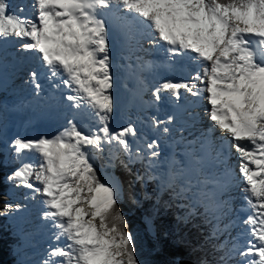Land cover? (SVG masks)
I'll return each mask as SVG.
<instances>
[{
	"label": "snow or ice",
	"instance_id": "1",
	"mask_svg": "<svg viewBox=\"0 0 264 264\" xmlns=\"http://www.w3.org/2000/svg\"><path fill=\"white\" fill-rule=\"evenodd\" d=\"M32 7L35 19L23 15L22 4L13 10L11 0H0V41H26L17 51L34 52L44 69L29 72L35 95L45 81L54 89L64 86L71 92L64 99L72 110L67 126L56 134L12 142L17 158L27 151L39 159L24 163L8 179L29 189V199L42 198L43 219L56 229L53 240L63 241L49 246L38 264H143L137 237L119 209L122 187L115 177L102 180L98 174L96 161L105 153L110 161L126 156L127 163L120 160L126 169L147 160L148 171L136 180H156L158 191L171 189L174 197L188 200L182 205L189 208L187 216L202 208L205 222L215 221L209 240L229 234V240L212 245L221 253L215 264H264V0H34ZM145 44L165 51L180 70L192 66L194 71L188 80L161 83L152 92L154 103L164 93L179 101L183 92L210 105L213 127L193 140L182 137L186 147L179 158L172 153L162 160L155 139L145 144L146 151H134L135 124L111 126L115 55L126 54L151 69L153 63L138 55L149 50ZM175 120V114L166 120L153 117L151 124L169 134ZM198 120L192 117L193 124ZM216 129L231 143L216 137ZM233 149L243 181L242 210L248 213L242 221L244 243L231 235L235 219L220 226L234 216ZM161 164L165 169L153 174ZM4 209L6 215L13 205Z\"/></svg>",
	"mask_w": 264,
	"mask_h": 264
},
{
	"label": "rangeland",
	"instance_id": "2",
	"mask_svg": "<svg viewBox=\"0 0 264 264\" xmlns=\"http://www.w3.org/2000/svg\"><path fill=\"white\" fill-rule=\"evenodd\" d=\"M11 2L13 10L21 5V0H11ZM30 3H34V0H27L24 3L25 6L22 4L25 8V13H23V15H28L29 17L35 19L36 12L35 16L32 14V12H28ZM25 42L26 41L24 40H18V38L8 39L7 42L0 41V56L3 55V60L0 61V153L4 155V160L14 168L13 173L24 163H37L39 159L36 153L27 151L21 153L20 157L17 158V154L12 148V142L14 139L17 137H22L24 139H37L41 136H52L58 131L62 130L63 127L67 126V119H70L72 115V110L67 107L69 102L67 101L65 103L64 100L61 99L63 102L58 105L56 100H58L59 97L57 98L56 96L53 97L55 101L52 103L50 102V105H53V108L55 105L59 106L56 107V110L55 108L50 111L46 109L47 101L45 99L47 97L42 95L41 100H43L45 103L44 106L40 103V106L42 105L44 110L34 107V109L31 111L33 105L30 98L33 97L35 93L33 91L29 72L37 65L35 53L19 51L21 54H23V57L24 54L27 55L28 53L27 57L25 56V59L30 57L28 59L30 66H24L20 68L21 64H19L20 67H14V65H11L10 73L9 70L8 72L3 70V67L6 65L9 66L11 64L10 55H13V53L17 51L18 47L16 48V46H19ZM145 47L149 48V50L147 52H143L140 56L145 57L146 60H150L147 56H150L152 51L154 53V50L147 44H145ZM125 55L126 54L115 55L113 60V62L116 61V64L117 62L119 64L117 67L118 69L115 68L114 71L117 77L116 83H121L122 87L117 90L114 88V93L116 94L118 90H120V94L116 98V111L114 113V119L111 126L115 130H119L122 127L127 126L129 123L135 124L137 127V137L130 138V143H132L134 151L137 148L146 151L145 144L155 139L161 144L160 152L162 160L165 157L170 156L172 153H177V156H179V154L181 155L182 153H180V151H183L185 149L184 146H186L185 142L181 140L182 136L184 137L185 135L187 140L188 137L194 138L193 134L195 133L192 130L193 133L190 131L191 135L189 134V129H191V127L188 126L189 124L186 122V119H181L178 121L176 118L173 124L169 126L171 129L169 134H163L159 129H154L151 124L153 117L166 120L169 115L168 113L166 114L163 112H167L168 109L163 108V106L165 104L166 106L171 105L172 103L170 104V102L172 101L176 102L174 97L172 100L170 94L164 93L162 94V100L160 102L154 103L152 92L161 83L165 82V76H167V74H156L155 76L153 75L155 72H151L152 68L144 69L140 67L139 62H136L134 58L132 60H128L125 58ZM38 65H40L39 62ZM126 65L130 70H132L133 66L135 65V73L138 76L137 81H134L133 77L128 78V76L126 77L123 75L125 71L119 67H124ZM188 70H191L190 66L188 67ZM26 71H28V73H26ZM18 72H21L22 74H19ZM10 74L11 76L12 74H15L13 80L9 81L10 83H6ZM19 79L22 82H19ZM132 86H136L135 89H132ZM15 94L17 95L16 98L13 97ZM184 94L186 93L182 92V95ZM189 96H191V94H189ZM35 113L41 114L37 115L38 121L33 122L31 115H36ZM204 123L205 119H203L202 124ZM197 128L198 127L194 128V130ZM179 132L181 134L176 135ZM182 146L183 149L180 150ZM233 158L234 156L232 159ZM116 160H124L127 163V157L123 154H119V159ZM142 163L146 165L147 160L132 163L129 165V167H133ZM96 164L98 166V174L102 180L105 179L106 176L108 178L115 177L117 179L113 172V169L116 166V161H110L108 159L107 153H105L102 157H98ZM163 167L164 165L161 164L159 168L152 169V173L159 175V172L163 170ZM233 168L236 171L237 177H239V165H236ZM146 181L156 182L154 189L158 191V181L149 179H146ZM16 184V181H10V187L8 188V204L13 205V210L6 215H2L6 217V222H9L8 224H10L11 229L15 231L16 236H19V242L18 244H15L13 249L17 261L20 264H38V262L46 255L49 246L54 247L58 243L62 244L63 241L57 242L53 240V235L56 229H54L48 221L43 219V212L46 210V208L42 203V198L37 195L36 199H29L31 196L30 190L23 186L17 187ZM236 191L238 192V188ZM238 198L243 200L240 195L235 193L233 200L234 216L229 218L236 220V226L230 229V231L232 236H239L240 242L244 243V238L247 237L245 235L246 229L245 225L239 221V216H241L243 213V208L242 206H236L234 204V202L238 201ZM185 203L188 205L189 201ZM16 205H20L21 207L16 210ZM226 218L228 217H225L222 221L220 225L221 228H223V225L226 224ZM213 223L215 224V221H213L212 224ZM229 239V234L225 232L219 237V239L215 240H217L216 244H219L224 243Z\"/></svg>",
	"mask_w": 264,
	"mask_h": 264
},
{
	"label": "trees",
	"instance_id": "3",
	"mask_svg": "<svg viewBox=\"0 0 264 264\" xmlns=\"http://www.w3.org/2000/svg\"><path fill=\"white\" fill-rule=\"evenodd\" d=\"M13 169L0 153V264H20L13 250L19 236L2 215L9 201L8 177ZM146 171L143 163L126 169L120 160L113 169L123 190L119 209L137 237L138 259L143 264H179L183 260L215 264L221 253L213 250L217 240H209L211 224L205 222L202 211L187 216L189 208L182 206L187 201L174 197L171 189L158 195L156 182L136 180L137 174L145 176Z\"/></svg>",
	"mask_w": 264,
	"mask_h": 264
},
{
	"label": "bare ground",
	"instance_id": "4",
	"mask_svg": "<svg viewBox=\"0 0 264 264\" xmlns=\"http://www.w3.org/2000/svg\"><path fill=\"white\" fill-rule=\"evenodd\" d=\"M27 0H21V4H23L24 5V3L26 2ZM32 5H33V3L31 4L30 3V6L28 7V12H32V14L35 16V9H34V7H32ZM25 6V5H24ZM9 39H12V38H9ZM18 40H20L19 38H18ZM18 46H16V48H17ZM9 50V49H8ZM14 51V50H13ZM12 53V52H11ZM34 53V52H33ZM155 53V54H154ZM154 57L151 55V56H148V58L151 60V59H158L156 62H157V64H158V67H161L162 66V68L160 69L161 71L160 72H158V75H163V74H167V76H165V82L167 81V80H173L174 82L175 81H181V80H188L189 78H190V75H192V74H194V71H193V67L192 66H190V69L191 70H188V67H187V69L186 70H180L179 69V66L178 65H173L171 62H169V60H168V57H167V53L165 52V51H163V50H156L155 49V51H154ZM142 53H139L138 55H141ZM27 55H28V53H27ZM27 55H25L24 54V57H23V54H21L19 51H16V52H14L13 53V55L11 54L9 57H10V61H13V62H15V63H12V64H10V65H15V64H17V62H19V64H21V67L20 68H22V67H24V66H30L29 65V63H28V59L30 58H27V59H25L26 57H27ZM3 56V55H2ZM26 56V57H25ZM18 57H19V59H18ZM143 58V61H149V60H146L145 59V57H142ZM17 60V61H16ZM21 60H23V61H21ZM176 60L177 61H181V58H176ZM6 61V60H5ZM135 61V60H134ZM137 62V61H136ZM150 62V61H149ZM182 62V61H181ZM114 63V65H116V69H118L117 67H118V62H117V64H116V61H114L113 62ZM22 64H24V65H22ZM9 68H8V70H9V73H10V69H11V67L10 66H8ZM15 67V66H14ZM17 67V66H16ZM114 68V69H115ZM120 69L122 68V69H124V73H123V75H125L126 77L128 76V78H130V77H133L134 78V81H137L138 80V76L136 75V73H135V71H136V67H135V65L133 66V69L132 70H130V69H128L127 68V66L126 67H119ZM35 69H38V70H40V71H44V69H43V67L41 66V65H38V61H37V65H36V67H35ZM131 71V72H130ZM158 71V70H157ZM130 72V73H129ZM19 73V72H18ZM26 73H28V71H26ZM128 73V74H127ZM19 74H22L21 72L19 73ZM157 74V73H156ZM14 75L15 74H12V76H11V74H10V76L8 77V79H7V81H6V83H10L9 81H11V80H13V77H14ZM136 75V76H135ZM19 76V75H18ZM117 78V77H116ZM19 82L21 81L20 79L18 80ZM22 82V81H21ZM141 83V82H140ZM32 84V83H31ZM32 86H33V84H32ZM200 87H202V85H199ZM30 87V86H29ZM122 86H121V83H116V86H115V88H116V90L117 89H120ZM135 87L136 86H132V89H135ZM33 91H34V87H33ZM44 93H46L45 95H49L48 96V98H50L51 97V94H52V96H57V97H59L60 99H63L64 101H66V99H64V97H66L67 95H70L71 94V92L67 89V88H65L64 86H61L59 89H54V88H52L46 81H45V87H44V89L42 90ZM64 92V93H63ZM119 94H120V90H118V92L115 94V96H116V98L119 96ZM206 95V94H205ZM13 97H17V95L15 94ZM190 96H189V94H184V95H181V99L179 100V101H177L176 100V102L175 101H172V102H170V104L171 105H168V106H166V104L163 106V104H162V106L165 108V109H168V115H173V114H175L176 115V118H177V120L178 121H180L181 119L183 120V119H186V122L189 120V119H191L192 117H194V116H196V115H198L199 116V119H201L200 121H199V123H198V125H195V124H191V123H189L188 122V124L189 125H192L191 126V129H189V133H190V131H191V133H193V131L195 132V134H194V138H192V137H188L187 138V140H193V139H195L196 137V135L197 136H199V134H200V130H205V129H207V128H209V127H213V125H214V122H212L210 119H209V117L207 116V112L210 110V105H208L207 104V101L206 100H200V99H196L195 100V97H194V100H192V102H194V104L195 103H197V101H199V103L201 104V105H203V108H197V107H195V105L191 102V99L189 98ZM169 98V97H168ZM1 99H2V97H1ZM32 101V109H31V111L34 109V107H38L39 109H42V107L40 106V103L44 106V103L45 102H43V101H40L39 100V97L38 96H36V97H31L30 98ZM172 100H173V97L171 98ZM48 100V99H47ZM19 101V100H18ZM190 101V102H189ZM192 103V104H191ZM57 104L59 105V103L57 102ZM53 106V105H52ZM51 105H50V102L49 103H46V109L47 110H53L54 108H55V110H56V107H59V106H57V105H55L54 106V108L52 107ZM202 112V113H201ZM190 113H192V114H190ZM36 114V113H35ZM38 114H41V113H37L36 115H31V119H32V121L34 122V121H38V117H37V115ZM163 115V114H162ZM8 116H9V114H8ZM203 119H205V123L204 124H202L203 123ZM202 125H204V127L202 126ZM207 127H206V126ZM196 127H198L196 130H194V128H196ZM193 130V131H192ZM215 131H218V134H220V136L219 137H221V136H224V138L226 139V140H229V143H231V141H230V139L228 138V137H226L221 131H220V133H219V129H216ZM178 134H181L180 132L179 133H177L176 135H178ZM214 135L216 136V133H214ZM183 137V136H182ZM217 137V136H216ZM184 138L186 139V137H185V135H184ZM184 147H186V146H184ZM197 147H199V145H197ZM210 147V146H209ZM181 149H183V146L180 148V150ZM210 149V148H209ZM208 149V150H209ZM210 151V150H209ZM180 153H183V151H180ZM176 155H178L177 153H176ZM179 156H180V154H179ZM179 156H177L178 158H179ZM234 156V158L232 159V157ZM234 160V161H233ZM232 162V163H231ZM230 164L232 165V167H235L236 165H239V159H238V156H237V154L235 153V150L233 149L232 150V156H231V160H230ZM163 170L165 169V165H164V167L162 168ZM238 185H239V187H238V192L236 191L235 193L237 194V195H240L241 196V198H243V192H242V188H243V181L242 180H240L239 179V177H238ZM241 201V202H240ZM244 201L243 200H240V198H238V201H236V202H234V204L236 205V206H242V208L244 209V208H246V204L245 203H243ZM242 214H241V216H242V218L243 219H245L246 217H247V215H248V213L247 212H245V211H243L242 210ZM238 215H239V213H238ZM241 216H239V221L240 222H242L243 221V219L241 218ZM226 220V224L229 222V220H231V218H226L225 219ZM247 228V226L245 225V229ZM245 235L247 236V232H246V230H245ZM246 238L247 237H245L244 238V241L246 240ZM243 241V242H244Z\"/></svg>",
	"mask_w": 264,
	"mask_h": 264
},
{
	"label": "water",
	"instance_id": "5",
	"mask_svg": "<svg viewBox=\"0 0 264 264\" xmlns=\"http://www.w3.org/2000/svg\"><path fill=\"white\" fill-rule=\"evenodd\" d=\"M179 264H194V263L190 260H183Z\"/></svg>",
	"mask_w": 264,
	"mask_h": 264
}]
</instances>
